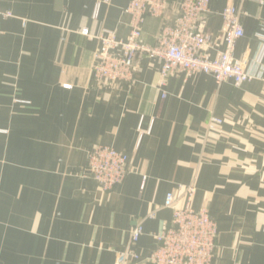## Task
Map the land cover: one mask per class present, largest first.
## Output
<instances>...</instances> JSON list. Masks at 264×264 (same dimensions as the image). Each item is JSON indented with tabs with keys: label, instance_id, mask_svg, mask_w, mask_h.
Listing matches in <instances>:
<instances>
[{
	"label": "crops",
	"instance_id": "0c3cea01",
	"mask_svg": "<svg viewBox=\"0 0 264 264\" xmlns=\"http://www.w3.org/2000/svg\"><path fill=\"white\" fill-rule=\"evenodd\" d=\"M127 2L0 0V264H149L171 216L166 194L189 184L193 208L217 223L214 264H264V0H209L206 20L214 58L221 12L240 11L234 56L256 78L176 73L161 83L159 61L142 56L130 85L98 86L95 36L127 37ZM161 25L146 16L142 42L154 44ZM210 115L222 123L208 130ZM98 144L127 155L126 177L108 192L82 175ZM142 218L140 258L122 261Z\"/></svg>",
	"mask_w": 264,
	"mask_h": 264
},
{
	"label": "built area",
	"instance_id": "2783aa9c",
	"mask_svg": "<svg viewBox=\"0 0 264 264\" xmlns=\"http://www.w3.org/2000/svg\"><path fill=\"white\" fill-rule=\"evenodd\" d=\"M172 5L169 0H128L124 8L130 16L127 37L117 38L113 31L107 29H102L95 36L99 48L94 53L91 71L98 86L130 85L135 80L136 62L142 56L159 61L161 83L176 73L187 76L205 73L213 76L217 84L230 79L234 85L257 77L244 60L234 56L236 42L244 35L237 8L227 6L221 12L224 45L214 58H208L204 51L210 41L206 29L209 0H181L173 5L174 14L168 18L166 13ZM3 15L11 14L5 12ZM146 16L162 19L160 32L151 45L141 40ZM1 32L0 29V35ZM80 33L90 35L87 27ZM259 36L264 45V34ZM220 123V118L210 115L207 129ZM127 172V155L124 152L98 144L87 152L82 175L93 180L100 190L108 192L124 180ZM145 178L143 176L141 187ZM179 190L178 197L171 191L166 194L163 206L170 209L171 216L163 230L154 235L156 245L146 259L149 264H214L218 235L216 220L206 207L193 208L195 187L192 184L180 186ZM180 198L183 200L181 206L177 205ZM142 221L143 218L136 221L131 228L126 248L120 254L122 261L140 258L136 245L142 234Z\"/></svg>",
	"mask_w": 264,
	"mask_h": 264
}]
</instances>
